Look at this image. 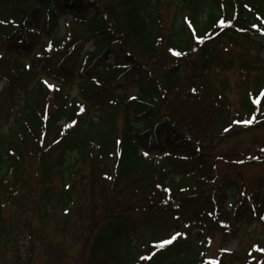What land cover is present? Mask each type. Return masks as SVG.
<instances>
[{
	"label": "trees",
	"instance_id": "obj_1",
	"mask_svg": "<svg viewBox=\"0 0 264 264\" xmlns=\"http://www.w3.org/2000/svg\"><path fill=\"white\" fill-rule=\"evenodd\" d=\"M108 2L0 0V263L264 264V0Z\"/></svg>",
	"mask_w": 264,
	"mask_h": 264
},
{
	"label": "rangeland",
	"instance_id": "obj_2",
	"mask_svg": "<svg viewBox=\"0 0 264 264\" xmlns=\"http://www.w3.org/2000/svg\"><path fill=\"white\" fill-rule=\"evenodd\" d=\"M106 2H108V0H106ZM4 10H6V9H4ZM57 27H58V29L57 30L54 29V32H59L60 30H66L67 24L66 23H60V24H58ZM224 43L220 44L217 48L220 49V50H222V51L225 50V51H227L230 54H234L237 51V50H235V49H233L231 47H228L226 42H224ZM89 46L87 48H89ZM255 47H257V46L255 45ZM254 53H255V51H252V52H250V55L253 56ZM30 56H31V54L28 57H30ZM261 58L264 61V50H263V52L261 54ZM108 60L110 62L113 61L112 58H109ZM215 73H225V72L224 71H220V72L219 71H216ZM219 77H217L215 79V81L218 84H219V82L221 84L222 82H226L227 81V83L229 84L227 86L229 92L234 91L235 87H237V84H238V82L240 80V78L237 75V72L235 70H232V71H230L227 74H223L221 76V79L220 80H219ZM0 85H2V83ZM74 92H72L71 95H74ZM231 98H232V96H231ZM232 99L234 100V98H232ZM262 134H263V132L258 133L259 136H255L252 139H250L249 134H247V135L243 136L240 140H241L242 143H244V144L247 145L251 141L256 142L257 139L260 136H262ZM242 147H243L242 144L239 145V146L238 145H236V146L235 145H232L231 148H228V149H225V150L226 151L231 150L233 152L234 158L240 157V156L241 157L242 156L245 157L246 154L244 152V149H242ZM33 154H34V152H33ZM237 160H239V158H237ZM240 170L243 173L242 178H243V181H244L245 189L247 191L252 190V188L254 187L257 179H260L261 178L262 179L261 181L264 182V166L261 167V166H252V165H250V166L243 167ZM104 183H105V185L102 186L103 187L102 189H104V190L105 189H108L107 181H104ZM192 190H194V189H192ZM154 192H157V191L156 190H151L149 192V195H148L149 196V199H151V195ZM99 195H101V192L100 191H99V193L97 194V197H96L98 202H99V200H98ZM235 230L237 231L235 225H232V224H228L227 223V224H224L223 225V228H220L217 231H213V233H212L213 239L211 240L210 246L208 248V250H209L208 251L209 259H212V261H213L214 258L217 257L222 252L231 251V250L237 249V247L239 246V244H244V245L249 246V247H254L253 241H255L258 238V236L260 234V231H261L259 225L256 222H254V223L246 226L244 228V230L241 231V233L240 232H235L234 233ZM224 234H226V235H224ZM242 235L243 236L246 235V236L243 237ZM223 236H226L227 238L223 240ZM25 247L26 246L23 243V241H20L19 240L18 248H19V251L23 253V256L21 258H19V261L18 262L16 260H13L11 264H28L27 261H26L27 259L24 258V255H25L24 254V251L26 249ZM68 263L69 262H67V264ZM0 264H2V263H0ZM29 264H41V263L35 259L33 262H31Z\"/></svg>",
	"mask_w": 264,
	"mask_h": 264
},
{
	"label": "snow or ice",
	"instance_id": "obj_3",
	"mask_svg": "<svg viewBox=\"0 0 264 264\" xmlns=\"http://www.w3.org/2000/svg\"><path fill=\"white\" fill-rule=\"evenodd\" d=\"M0 23H2V21H0ZM167 242H170V241H167ZM167 242H166V243H167Z\"/></svg>",
	"mask_w": 264,
	"mask_h": 264
}]
</instances>
